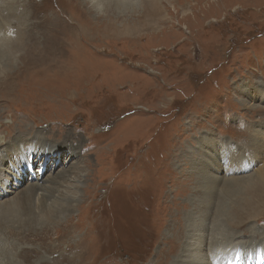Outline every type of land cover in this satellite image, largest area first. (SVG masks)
Wrapping results in <instances>:
<instances>
[{
    "label": "rangeland",
    "instance_id": "1",
    "mask_svg": "<svg viewBox=\"0 0 264 264\" xmlns=\"http://www.w3.org/2000/svg\"><path fill=\"white\" fill-rule=\"evenodd\" d=\"M81 1L20 3L25 23L41 25L44 57L61 43L63 55L54 57L74 49L53 38L63 11L93 28V36L72 53L85 56L74 72L54 76L44 65L24 84L0 89V164L4 179L13 180L8 189L25 188L30 172L35 179L39 163L31 169L24 163L32 156L46 160L45 178L63 184L49 197L58 223H45L42 204L38 225H26L31 236L8 235V250L3 227L14 233L8 230L34 215L21 205L26 189L12 195L17 209L0 213V259L78 262L73 244L94 226L104 230L92 253L101 264H191L194 233L207 241L216 226L251 240L246 250L264 264V206L245 205L257 199L264 173V0H106L100 15L90 0L85 7ZM73 163L70 180L59 179ZM247 213L257 218L245 219ZM96 242L91 236L87 248L97 250ZM206 244L204 254L220 246Z\"/></svg>",
    "mask_w": 264,
    "mask_h": 264
},
{
    "label": "bare ground",
    "instance_id": "2",
    "mask_svg": "<svg viewBox=\"0 0 264 264\" xmlns=\"http://www.w3.org/2000/svg\"><path fill=\"white\" fill-rule=\"evenodd\" d=\"M83 1H81V3L84 6L85 2H83ZM90 1L93 4V6L95 7V10L100 15V13L103 10V7L105 6L104 2H106V0H90ZM115 1L119 2L121 5H125V4L136 5V4H138L137 0H133V1L115 0ZM20 3L23 4V6L27 5V4H24V0H0V89L4 88V89L10 90L14 86H17V85L20 86L19 83L24 84L26 82V77L28 74L38 75V74L44 73V71H43L44 65L51 67L48 70L52 71L54 73V76H56L60 73H67L68 74V73L74 72V68H73L74 65H76V63H83L85 61V56L82 55V57H77V56H74V54H72V53L74 51H76L75 50L76 48L81 50L84 47L82 40L83 41H89L90 37L93 36V34H92L93 28H89V27L83 25L78 20V18L75 19L72 16V12H66V11L64 12L63 11V16L60 18L61 19V23H60L61 29L59 27L60 25L54 26L55 31H52L53 32V38L59 40L60 42L63 41L64 43H66L68 45H73L74 49H71L70 52L65 57H63L62 56L63 53L61 50L65 48V44L61 43L60 49L51 50L50 54L52 56L48 55V56L44 57V51L40 52V49L38 46V45H40L39 33H41V31H39V30L41 29V25L35 24V23H33L32 25H27L25 23V18L22 16V13H21V10L23 9V8L21 9V7H23V6ZM84 10H83V12H84L83 15H85V17H87V18H90V17L92 18V15L90 13H85ZM149 13H151V12H149ZM67 19H69V20L71 19V21L74 20L75 22L72 21L73 24H68ZM90 31H91V33H89ZM96 31H97V33L100 34V33H102L103 30H101L100 27H96ZM58 33L61 34L59 39H58ZM105 35L106 34H104L103 36H105ZM5 45H6V47H5ZM4 49H6V50H4ZM59 51H60V54H62V55L54 57L58 54ZM41 54L43 55V58L41 57ZM6 61H8V62L6 63ZM17 61H21V62L17 63ZM12 62H13L12 69L11 68L6 69L5 65L9 64V66H10L12 64ZM4 63H6V64H4ZM15 63H16V65H15ZM10 72H11V74H10ZM10 75H13V77H10ZM172 98H170V100ZM35 146H37V145H35ZM32 155H38V153H33ZM48 156H50V155H48ZM73 157L74 156H72V158ZM69 160L66 159V161H65L66 164H68L70 162ZM15 161L10 162V164H12V166L17 165V163ZM34 162H38L40 165L39 168L33 172V175H34L33 178H35V179L30 181V178L32 177L31 176L32 174L30 172L29 181H28V183H26L27 184L26 187L22 188L23 184H20V186H19V183H15V187L13 189H8V185H10L13 180H10V174L9 175L6 174V176L8 177V181L6 179H4L5 178L4 168L0 164V190H5L6 192H3V193L7 194V195H4L2 193L0 195V213L1 214L2 213L8 214L11 211H13L14 209H17L16 208L17 207V200H15L14 198L18 195V193H20V192L22 193V190H24V189H26V190H25V192L23 191L24 193H23L21 205L26 207L27 213L28 212L34 213V215L32 213L28 214L24 219L21 220V222H20L21 228L19 230H17V231L16 230L15 231L8 230V231L14 232V233H8L7 232L8 234H6V232H4V230H6L7 228L5 226L3 227L4 230L1 232L3 233V236H4L3 239L6 242L5 244L3 243V245H2V246H4V249L9 250V248H10L11 243L8 244V239H7V236L10 234H11V236H14V235L17 236L18 235L19 240L27 238L26 235H28V234H30V236H31V234H32L31 230H30V228L28 230H26V225H33V224L38 225V223L40 222L39 217L41 218V216L38 217L37 214H39V213H36V212H37V210L41 211V205L42 204L46 205L45 211H47L45 217L43 216V218H46L45 223H47V224L58 223L57 218L54 217L53 215H50V212H53V209L51 207V203L54 202L53 201L54 199H49V197L51 195H54L56 197V195L54 193L58 192L59 188L61 186H63V184L60 183L61 180L56 181V182H50L49 176L47 178H45L46 176L44 177L45 173H43L42 171H44L43 163H45L46 160H44V161L37 160L34 156H32L30 158L28 157L27 161L24 162L26 164L25 168L31 169ZM74 165L75 164L73 163L71 165V167L70 166L69 167H63L62 170H60L57 174L59 176V179L69 178L68 180H70V175H69L70 170L69 169L72 170ZM40 169H41V173H40ZM37 172H38V174H36ZM262 172L259 173V179H260L259 185H261V186H259L260 192L258 194H256L257 199H255L253 201H249V203L246 202L245 205H246L247 211H248V209H250V211H251L256 205H260V206L263 205L264 206V203L261 202V200L263 199V195H264V173H262ZM51 178H52V176H51ZM47 179L49 180V182L46 184V182L48 181ZM254 184H256V183H254ZM249 187H252V185H250ZM252 189L255 190L254 187H252ZM12 195H16V196L13 198ZM68 197H69V195H68ZM2 198H4V199H2ZM9 198L12 200L7 201V199H9ZM58 198H60V197H58ZM69 200H71V199H69ZM57 205H59V204H57ZM240 208L241 207L239 206L238 214H235V215L240 216L241 210H243V209H241L239 211ZM248 214L249 213H247V215L244 217L245 219L257 218L255 216L256 214H253V217H252V215L249 216ZM19 219H21V218H19ZM237 222H239V219L238 220L234 219L233 224L230 223V226L234 225V223H237ZM221 227H222V225H221ZM69 228H70V234H74L75 230L73 231L71 229V227H69ZM199 228H201V227H199ZM214 228H215L214 233L213 232L212 233L215 236H212V234H211V237H209V240H207V241H206V235L197 234L198 235L197 236L196 233H194L193 242L190 243L191 244V250L195 249V247H193V246H196V247L198 246V248H197V250H195V252L193 253L192 256L188 257V259H190L191 264H261L262 263L260 255H255L254 252H252L251 250H246L247 248H249V249L253 248L254 245L252 247L249 246V243L251 242V240L249 242L248 240H245L243 236H240V234H237V233L231 234L230 232L228 233L226 230H223L219 227H217V228H219V229H217L216 226ZM33 231H35L36 235L38 234V229L33 230ZM233 231H235V229ZM199 232H200V230H199ZM225 232H227L228 234L225 235ZM103 233H104V230L97 229L94 226L92 228H90L88 231H85L83 233L82 240L80 242H75L73 244V245H75L74 249L76 251H78V254H77L78 256L76 255V257L79 259V261L76 262L73 260V261H71L70 264H88L89 262H93L94 264H96L97 260H98V264H101L102 262H99V258H101V257H99V256L93 257L92 253L98 252L99 244L102 243L100 236H102ZM201 234H202V232H201ZM254 235L255 234H253V236ZM1 236L2 235L0 234V243L3 242ZM91 236L96 237L97 242L93 246V249L96 248L97 250L90 251L89 248H87V246H86V241H87V239H90ZM200 236H202V237H200ZM85 237H87V239H85ZM198 237H200L199 238L200 239L199 245H197L198 244L197 243ZM201 238H203L202 241H201ZM207 242H208V244H209V242L212 243L210 245L211 247H213L215 244H217V246L218 245H220V246L223 245V246H221V247L219 246L218 247L219 249H217L216 252H212L211 254H204V253H202V250L205 249L204 245H207L206 244ZM226 243H228V244L225 245ZM206 248H208V245L206 246ZM34 250H35V248H34ZM3 252H5V251H3ZM13 252H14V250H13ZM181 252H182L181 250H178V252L174 255L175 258H178L180 255H182ZM8 253H10V252H8ZM36 253H38V252H36ZM72 255H73V253H72ZM37 256H39V255H37ZM24 257H25V254L23 253L22 258H24ZM33 258H34V256H33ZM6 259H7V262H6L7 264H12L8 260V258L0 259V263L5 261ZM27 261L28 260L26 258H24L23 263L25 264V263H27ZM54 264H57V263L55 262ZM104 264H105V262H104Z\"/></svg>",
    "mask_w": 264,
    "mask_h": 264
}]
</instances>
